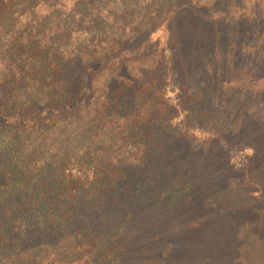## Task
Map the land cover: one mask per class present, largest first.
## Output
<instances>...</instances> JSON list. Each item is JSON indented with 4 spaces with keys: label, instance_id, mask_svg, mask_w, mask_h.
Here are the masks:
<instances>
[{
    "label": "trees",
    "instance_id": "trees-1",
    "mask_svg": "<svg viewBox=\"0 0 264 264\" xmlns=\"http://www.w3.org/2000/svg\"><path fill=\"white\" fill-rule=\"evenodd\" d=\"M67 1L0 0V264H142L127 229L166 194L162 152L203 147L217 179L264 162V0ZM227 64L254 78L232 98ZM252 185L240 217L263 223ZM156 240L159 264L189 253Z\"/></svg>",
    "mask_w": 264,
    "mask_h": 264
},
{
    "label": "rangeland",
    "instance_id": "rangeland-1",
    "mask_svg": "<svg viewBox=\"0 0 264 264\" xmlns=\"http://www.w3.org/2000/svg\"><path fill=\"white\" fill-rule=\"evenodd\" d=\"M143 2L148 3L149 0ZM73 4L72 0L67 1L65 9L69 10ZM139 4L141 5L140 0ZM236 7L237 12L247 10L246 6ZM119 8L120 2L114 1L107 3L104 9L111 14L116 13ZM102 15L106 21L105 26L114 27L116 20L111 16L104 17L103 13ZM141 21L138 17L130 22L138 25ZM251 21H248L246 28L254 27L255 23ZM194 29L191 27L189 31L198 36L200 29ZM228 65L223 66L220 73L223 75V84L229 85L225 87L231 88L232 98V94H239L238 86L241 82L246 78L253 82L254 78L250 79V70L244 74L242 67L236 72L237 69ZM254 84L264 86V80H255ZM223 112L225 109L220 111ZM206 136L199 132L194 133L195 140L201 138L198 141H202ZM188 145L182 146L183 148L180 146L178 151L162 152L164 161L170 158L166 174L160 178L161 184H165L166 194L162 200L158 199L161 204L157 208L147 203L140 208V205L134 207L137 219L127 229L128 235L134 237L128 251L142 255V264H159L155 259L156 249L158 251L159 248L156 237L166 235L174 243L181 245L188 241L190 246L188 255L187 252L183 254L182 249H175L171 257L172 264H264V222H252L250 217H240V211L244 212L246 207L254 205L255 201L251 199L258 197L257 187L252 183L260 186L264 193V162L259 161L250 173L240 174L241 171H235L217 179L221 168L213 167V164L205 159L204 148ZM209 146L207 144V147ZM186 150L191 152L193 160L190 158L184 168L185 163L178 162L175 156H185ZM250 152L248 148H238L231 152V162L235 163L236 169L241 168L240 163L244 167ZM177 162L179 170L176 169ZM248 192H252V196H248ZM258 200L264 202V199ZM255 207L261 209L264 205ZM79 264L85 263L81 261Z\"/></svg>",
    "mask_w": 264,
    "mask_h": 264
}]
</instances>
